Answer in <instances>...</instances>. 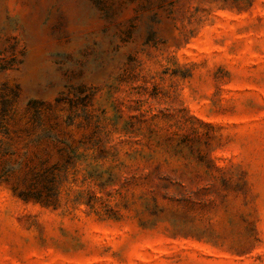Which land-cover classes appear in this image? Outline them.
Returning <instances> with one entry per match:
<instances>
[{
    "label": "rangeland",
    "instance_id": "374dc122",
    "mask_svg": "<svg viewBox=\"0 0 264 264\" xmlns=\"http://www.w3.org/2000/svg\"><path fill=\"white\" fill-rule=\"evenodd\" d=\"M0 264H264V0H0Z\"/></svg>",
    "mask_w": 264,
    "mask_h": 264
},
{
    "label": "trees",
    "instance_id": "16d2710c",
    "mask_svg": "<svg viewBox=\"0 0 264 264\" xmlns=\"http://www.w3.org/2000/svg\"><path fill=\"white\" fill-rule=\"evenodd\" d=\"M47 189V192H49L47 195H46V198H45V203L47 204L48 202H50L52 199V197H55L54 194H50V191H52L53 189H56L57 190V187H53V188H46ZM18 197H20L21 199H23L24 201H28L30 199H35L36 201H41V196L40 194L38 195H35L31 192H20L18 194Z\"/></svg>",
    "mask_w": 264,
    "mask_h": 264
}]
</instances>
